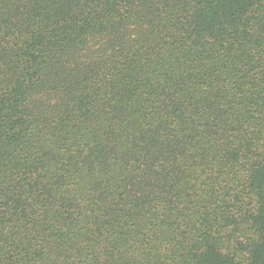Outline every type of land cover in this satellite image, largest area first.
Wrapping results in <instances>:
<instances>
[{
  "label": "trees",
  "instance_id": "1",
  "mask_svg": "<svg viewBox=\"0 0 264 264\" xmlns=\"http://www.w3.org/2000/svg\"><path fill=\"white\" fill-rule=\"evenodd\" d=\"M0 264H264V0H0Z\"/></svg>",
  "mask_w": 264,
  "mask_h": 264
}]
</instances>
